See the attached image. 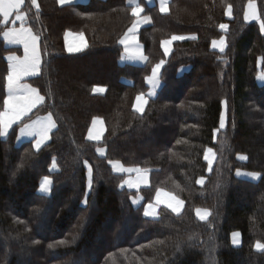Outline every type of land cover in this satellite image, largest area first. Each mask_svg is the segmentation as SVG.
I'll return each mask as SVG.
<instances>
[{
  "label": "trees",
  "instance_id": "16d2710c",
  "mask_svg": "<svg viewBox=\"0 0 264 264\" xmlns=\"http://www.w3.org/2000/svg\"><path fill=\"white\" fill-rule=\"evenodd\" d=\"M253 1L264 21V0ZM248 3L171 0L167 13L147 5L153 22L140 40L148 62L134 65L120 62L119 41L135 20L130 0H36L38 8L24 0L42 53L31 82L45 97L29 116L50 113L57 125L39 149L32 140L17 142L21 123L0 137V264H264V249L256 247L264 245V32L261 21L244 20ZM7 26L0 16V111L6 55L21 52L6 45ZM67 31L83 33L86 48L68 52ZM178 34L195 38L176 41L166 57L162 42ZM222 37L223 52L213 47ZM161 60L162 85L139 112L136 97L149 90L147 78ZM98 86L105 92H93ZM95 117L106 124L99 141L88 138ZM113 161L148 170L150 184L128 188ZM238 169L260 178H240ZM45 176L49 193L40 192ZM159 189L182 199L183 210L160 206L157 217L145 216ZM200 208L207 219L197 215ZM237 231L239 246L232 241Z\"/></svg>",
  "mask_w": 264,
  "mask_h": 264
},
{
  "label": "snow or ice",
  "instance_id": "6c2138e0",
  "mask_svg": "<svg viewBox=\"0 0 264 264\" xmlns=\"http://www.w3.org/2000/svg\"><path fill=\"white\" fill-rule=\"evenodd\" d=\"M24 3V0H0V16L3 17V20L5 23L8 22V19L10 16L15 14V20L21 22V28L19 31L16 29H11L8 31L3 32V36L6 40L14 39L16 42L23 43L24 46V58L21 60L20 58L10 56L9 60L14 61L13 64L10 65V69L8 72V75L6 77L7 80V91L8 95L7 98L4 99L3 105L4 110L0 111V137L5 136L8 132V130L12 127L13 124L22 122L25 117L28 119H31L29 116V113L32 112L33 109L37 108L38 105H42L45 101V97L40 95L37 88L31 87L27 84H22L21 80L24 77L27 76H37L40 74L41 70V57L38 54L39 52V36L33 34L32 30L30 28H25L23 26L24 22L27 19V16L25 13L21 11V5ZM59 3L61 5H64L66 3H70V0H59ZM32 4L36 5V0H32ZM38 8V5H36ZM248 11L245 12L244 20L250 21V20H258L259 16L257 13V6L253 2V0H249V4L247 6ZM140 11L139 6L134 7L132 10V15L137 16ZM161 12H166L167 7L163 5L160 8ZM231 13V8H229V14ZM148 22V18L145 17V21ZM139 21H135L132 24V27L128 29V34L132 35V38H135V32L138 28ZM260 30L261 32H264V21L260 22ZM220 29L227 30L228 25L227 24H221ZM128 34L125 35L124 38H121L119 43L127 45L129 43ZM81 36V39H83V33L79 34ZM195 37H193L194 39ZM185 37L181 35H173L171 37V40H165L163 42L164 45V52L167 54L169 52L168 45L172 41H179L184 40ZM87 45L85 44L84 47ZM226 44L225 40L221 38L219 41V44H217L216 41H213V47H219V50L221 52L224 51ZM137 47H139L137 45ZM128 50L127 47L125 49ZM69 52H79L81 51V47L73 48L71 46L68 47ZM141 59L146 60L147 57L140 56ZM165 62L161 60L159 63L155 64V66L152 68V75L148 77L149 83H153L155 78L157 77V74L161 67L163 66ZM102 88H93V92H102ZM147 101L144 99L143 94L138 95L136 97V104L134 105L135 109L139 112L143 111V105L146 104ZM226 104V102H225ZM98 122L97 119H93L92 123L93 126ZM55 122L51 118V114H49L48 117L44 119H37L32 122V124H24V126L20 129L21 133L23 134L25 131H28L29 135H32L33 132H35V135L37 136V139L35 140V147L39 149L41 145L49 139V133L52 131L53 128H55ZM220 127H224V118L221 117L220 121ZM31 130V131H29ZM89 139H99V136H93L91 131L89 132ZM212 153V149H207L205 153V159L208 161L209 169H211L212 160L209 159V154ZM240 159H246L244 156H240ZM55 165H53L54 167ZM114 170L118 172H140V169H130V168H124L122 165H119V163H115L113 165ZM91 168L88 169L89 177H91ZM240 174L239 172L237 173ZM253 178H258V173H249ZM129 185V187H133V183L131 181H125ZM197 183H203V180H198ZM52 181L48 176L43 177V181L40 184V191L44 193H49L51 190ZM88 186L91 188V179L89 178ZM161 193L159 190H157L156 193V204H160ZM173 200H176V197H172ZM86 203V201H85ZM183 201L176 200L175 206L171 203L167 204V207L170 208L173 212L179 213L180 207L182 206ZM197 215L201 220L207 219V217L210 215V213L207 210L203 211V214H201V210L197 209ZM156 214V208L150 203L147 205V207L144 210L145 216H154ZM233 243H238V240L236 239L239 236V233H233ZM38 243V241H37ZM67 241H59V244H65ZM57 245L50 244L49 247H56ZM256 247L258 249H264V245L257 244Z\"/></svg>",
  "mask_w": 264,
  "mask_h": 264
},
{
  "label": "crops",
  "instance_id": "0c3cea01",
  "mask_svg": "<svg viewBox=\"0 0 264 264\" xmlns=\"http://www.w3.org/2000/svg\"><path fill=\"white\" fill-rule=\"evenodd\" d=\"M87 1H89V0H70V3H76V2H87ZM170 1H171V0H130V4L132 5L133 8H134V7H137V6H139V8H140L139 13H138L137 16H135V20H134V22H135V21H139L140 23H139L138 28H137V30H136V32H135V38H134V39L132 38V35H131V34H128V31L122 36V38H124L125 35L128 34L129 43H128L127 45L122 44V46H123V52H122V56H121V59H120V62H121V63H123V64H127V63H128V64H134V65H145V64H147V62H148V56H147V54H146V52H145L144 45H143V43H142L141 40H140V31H141L142 28L151 25L152 22H153V18H152V15H151L149 12L146 11V7H147V5L157 4V5H158V8H159V10H160V8H161V6H162V3H163V5L167 7V11H166V12H162V13H167V12L169 11V8H170ZM253 2H254V3L256 4V6H257V13H258L259 19H258V20H250L249 22H251V21H261V17H260V12H259V8H258V4L256 3V1H253ZM70 3H66V4H70ZM23 4H24V3H23ZM23 4L21 5V11H22ZM248 4H249V3H248ZM246 11H248V8H247ZM22 12H23V11H22ZM23 13H25V12H23ZM25 14H26V13H25ZM228 15H229V16L231 15V13L229 14V10H228ZM26 16H27V15H26ZM145 17L148 18V22H144V21H145ZM134 22H133V23H134ZM7 24H8V26H7V28H6L5 31L11 30V29H16L17 31H19V29L21 28V22L15 20V14H13L12 16L9 17ZM23 26H24L25 28H30V27L28 26V24H27V19H26V21L24 22ZM131 27H132V26H131ZM131 27H130V28H131ZM30 29H31V28H30ZM31 30H32V29H31ZM32 32H33V34L37 35L33 30H32ZM79 34H80V32H73V31H67V32H66V34H65V43H66V49H67V51H68V47H69V46H71V47H73V48H76V47L79 46V47H81V51L84 50V49L86 48V47H84L85 44L87 45L86 36L83 34V39H81V36H80ZM178 35L184 36L185 39L195 37L194 35H190V34H178ZM222 38L225 40V44H226V37H222ZM4 39H5V38H4ZM185 39H184V40H185ZM166 40H171V38L166 39ZM220 40H221V38H220V39H216V40H214V41H216L217 44H219V41H220ZM164 41H165V40H164ZM164 41H163V42H164ZM179 41H180V40H179ZM163 42H162V48H163V50H164ZM175 42H176V41H172V42L168 45L169 52H168L167 54H165L166 57H169V56L171 55V53H172V51H173V47H174V43H175ZM5 43H6V45H7L8 47H12V48H20V49H21V52H20V53H18V52H16V51H12V52H10V53H8V54L6 55V58H7L8 63H9V69H10V65L13 64L14 61L9 60V57H10V56H14V57L20 58V59L22 60V59L24 58V55H25V52H24V46H23V43H21V42H16V40H14V39H10V40H6V39H5ZM38 44H39V52H38V54H39L40 57H41V65H42V53H41V47H40V38H39V42H38ZM137 45H138L139 47H137ZM126 47H127V49H128L127 51L125 50ZM225 48H226V46H225ZM225 48H224V50H225ZM215 49L219 50V47H215ZM68 52H69V51H68ZM70 53H75V51H74V52H70ZM164 53H165V52H164ZM141 55L144 56V57H147V59H146V60L141 59V58H140ZM164 62H165V61H164ZM163 66H164V64H163ZM163 66H162L161 69L159 70V72H158V74H157V77L155 78V80H154L153 83H149V81H148V79H147V83H148V85H149V90H148L146 93H143V97H144V99L147 101V103L143 105V111L145 110V108H146V106H147V104H148V101H149L151 98H153V97L156 96L158 90L160 89V87H161V85H162V80L160 79V75H161V71H162ZM40 71H41V70H40ZM262 73H263V72H262ZM262 73H261V74L259 75V77H258L259 81H260V76L262 75ZM151 75H152V73H151ZM151 75H150V76H151ZM37 76H38V75H37ZM150 76H148V77H150ZM34 77H36V76H32V75H30V76L24 77V78L21 80V83H22V84H27V85H30L31 87L36 88V87L32 84V82H31V79H33ZM96 88H102V89H103L102 92H96V93H104L105 90H106V87H104V86H98V87H96ZM37 89H38V88H37ZM38 91H39V89H38ZM39 93H40V91H39ZM7 95H8V91H7ZM40 95H42V94L40 93ZM140 95H141V94H140ZM42 96H43V95H42ZM6 98H7V96H6ZM135 104H136V101H135ZM38 106H40V105H38ZM38 106H37V107H38ZM35 109H36V108H35ZM35 109H33L32 112H33ZM3 110H4V109H3ZM143 111H142V112H143ZM32 112L29 113V115H31ZM49 114H50V113L40 114V115H37V116H35V117L31 118V119H28V120H26L27 117H25V118H24L25 121L23 120L22 122H19V123H21V124H20V126H19V130H18L17 142L20 143V142H23V141H26V140H32V141L34 142V146H35V140L37 139V136L35 135V132H33L32 135H29V134H28V131H25V132L22 134L21 131H20V129L24 126V124H32V122L35 121V120H37V119H44V118L48 117ZM51 118H52V120L55 122V119H54V117H53L52 115H51ZM94 119H97L98 122H97L94 126H93V123H91V126H90V128H89V132L91 131V133H92L93 136H97V135L99 136V139H98V140H97V139H92V140L99 141L100 139H102V137H103V135H104V133H105V131H106V124H105L104 119L101 118V117H95ZM92 121H93V120H92ZM19 123H16V124H19ZM16 124H13V125H12V127L8 130L9 132H7L8 134L10 133V131H11V129L13 128V126H15ZM55 125H57L56 122H55ZM55 128H56V126H55ZM55 128H53L52 131L49 133V139H47V140L41 145V147H42L45 143H47V142L50 140V138H51V134H52V132H53V130H54ZM29 131H31V130H29ZM89 132H88V136H89ZM8 134H7V135H8ZM7 135H6L5 137H7ZM41 147H40V148H41ZM35 148H36V147H35ZM211 149H212V148H211ZM98 153H99L100 155H105V154H106V148H104V147H100V148H98ZM209 159L212 160V165H211V169H212V167H213V165H214V162H215V160H216V153H215L214 149H212V153L209 154ZM115 163H117V162H116V161H113V162H112V167H113V165H114ZM119 165H122L124 168L140 169V170H142V169L139 168V167H134V168H133L132 166L126 167V166H124L123 164H120V163H119ZM113 169H114V167H113ZM116 172H118V171H116ZM238 172H239L240 174H239V175L237 174V175H238L240 178L251 179V180H254V181H257V180L260 178V174H259V173H258V174H259L258 178H253L251 175H249V173H257V172H251V171H247V170H244V169H238L236 173H238ZM118 173L125 174L126 176H128V175H134L133 177H131V178L129 179V181H131V182L133 183V185H135V186L132 187V189H138V186H137V185H139L140 188H141V187H144V186H148V185L150 184V178H149L146 174L141 173V174H138V175H137L136 173H138V172H136V171H132V172H118ZM202 180H203V179H202ZM42 181H43V180H42ZM51 181H52V180H51ZM41 183H42V182H41ZM125 185L129 188V185H128V184H125ZM51 186H52V185H51ZM140 188H139V189H140ZM130 189H131V188H130ZM159 191H160V193H161V196H160L161 203H160V204H156V195H155L154 200L151 201V202H149V203H147V204L145 205V208H146L147 205L151 203V204L156 208V214H155L154 216H148V217H157V216H158V212H159V208H160V206H167V204H169V203H171V204H173V205L175 206V204H176V200L183 201L182 199H180V198L177 197L175 194H173V193H171V192H169V191H166V190H163V189H159ZM167 192H169V193H167ZM156 193H157V192H156ZM172 197H176V200H173ZM184 205H185V202L183 201V204H182V206L180 207V211H179V213L183 210ZM200 210H201V214H203V211L206 210V209H201V208H200ZM207 211H208V210H207ZM208 212H209V211H208ZM156 215H157V216H156ZM234 233H239V236L236 238V239L238 240V243H236V244L233 243V244L236 245V246H239V245H241V243H242V235H241V233L238 232V231H237V232H234ZM232 241H233V235H232ZM259 244H261V243H259Z\"/></svg>",
  "mask_w": 264,
  "mask_h": 264
},
{
  "label": "rangeland",
  "instance_id": "374dc122",
  "mask_svg": "<svg viewBox=\"0 0 264 264\" xmlns=\"http://www.w3.org/2000/svg\"><path fill=\"white\" fill-rule=\"evenodd\" d=\"M260 82L261 83H263L264 82V72L262 73V75L260 76ZM9 132V131H8ZM8 134V133H7ZM6 134V135H7ZM5 135V136H6ZM5 136H3V137H5ZM116 162H118V163H120V164H123L122 162H120V161H116ZM53 165H55L54 167H53ZM124 165V164H123ZM125 166V165H124ZM126 167H129V166H126ZM133 168H134V166H132ZM51 168L54 170V169H56L57 168V164H56V162H55V160L53 161V164H52V166H51ZM141 173H143V174H146L149 178H150V173H149V171L148 170H144V169H142L140 172H138V173H136L137 175L138 174H141ZM134 175H128V176H126V180L125 181H129V179L131 178V177H133ZM49 177V176H48ZM50 179H51V177H49ZM43 180V179H42ZM52 180V179H51ZM124 184H127V183H125L124 182ZM138 186V189L140 188V186L139 185H137ZM129 188H131L132 189V187H129ZM163 190H165V189H163ZM167 191V190H166ZM41 192V191H40ZM42 193H44V192H42ZM167 193H169V192H167ZM142 200H143V196L141 195V194H139L138 196H136V197H134L133 198V203L135 204V205H139L141 202H142ZM157 216V215H156Z\"/></svg>",
  "mask_w": 264,
  "mask_h": 264
}]
</instances>
